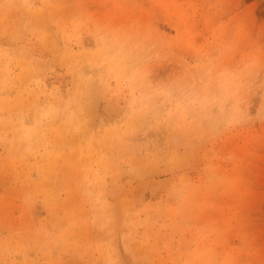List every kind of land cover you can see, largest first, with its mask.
Returning <instances> with one entry per match:
<instances>
[{
    "label": "rangeland",
    "instance_id": "374dc122",
    "mask_svg": "<svg viewBox=\"0 0 264 264\" xmlns=\"http://www.w3.org/2000/svg\"><path fill=\"white\" fill-rule=\"evenodd\" d=\"M0 264H264V0H0Z\"/></svg>",
    "mask_w": 264,
    "mask_h": 264
},
{
    "label": "bare ground",
    "instance_id": "6f19581e",
    "mask_svg": "<svg viewBox=\"0 0 264 264\" xmlns=\"http://www.w3.org/2000/svg\"><path fill=\"white\" fill-rule=\"evenodd\" d=\"M202 105H204V104H201V105H200V108H203V106H202Z\"/></svg>",
    "mask_w": 264,
    "mask_h": 264
}]
</instances>
